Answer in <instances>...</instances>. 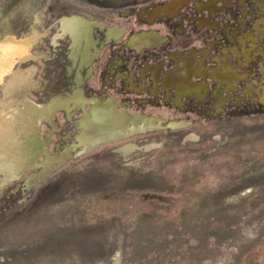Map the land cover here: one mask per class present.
Instances as JSON below:
<instances>
[{
  "label": "rangeland",
  "instance_id": "obj_1",
  "mask_svg": "<svg viewBox=\"0 0 264 264\" xmlns=\"http://www.w3.org/2000/svg\"><path fill=\"white\" fill-rule=\"evenodd\" d=\"M184 1L0 0V122L23 130L0 152V264H264V104L249 102L264 93L238 107L229 92L208 112L149 106L159 127L86 152L84 109L44 110L69 103L61 89L79 72L101 87L118 50L108 30L122 28L112 40L134 55L132 37L165 35L153 15ZM71 19L90 23L93 48L74 44Z\"/></svg>",
  "mask_w": 264,
  "mask_h": 264
},
{
  "label": "flooded vegetation",
  "instance_id": "obj_2",
  "mask_svg": "<svg viewBox=\"0 0 264 264\" xmlns=\"http://www.w3.org/2000/svg\"><path fill=\"white\" fill-rule=\"evenodd\" d=\"M192 1L193 5H189L190 3H187L186 0L184 3H169L160 9V12H163L162 15H153L156 20H153L152 24L158 20L156 24L161 27L159 29L167 31L165 35L158 36L157 32L151 30L153 35L151 37L146 34L132 37L130 42L134 46L151 44L152 47L143 53L136 52L134 55L124 56V44H119V41H114L113 38L105 41L114 49L118 47V50H114L113 57L108 58L109 61L105 68H101L98 74V79L102 82L101 85H104L103 88L93 90L100 96H106L104 98L106 100L100 96H94L93 92H88V97L92 99L89 104L96 103L95 107L97 108L85 117L84 122L94 116L102 119L101 114L108 118L112 112H117L119 115L125 113L132 118L127 122L132 127L126 123L124 128V135H127L137 132L136 128L146 126L152 120L162 121L147 115L146 108L149 106L168 108L172 105L182 112L187 110L208 112L207 102L208 104L215 103L214 107H218L222 105L221 99L224 94L229 100V92H237L242 95L235 98V104L238 107L248 106V103H245V96H251L252 93L256 95L260 92L264 93V67L262 66L264 64V0ZM156 13L158 12L156 11ZM70 21L73 24L70 25L68 33L71 34L74 43L88 40L86 49L94 46L88 35L90 25L82 22L76 23L75 19ZM80 25H85V29H79ZM118 33H122V30L114 27L108 31V38L117 36ZM243 40L249 46L247 51L250 54L249 58L243 56L241 48ZM206 48L214 50L213 53L210 52V55H207ZM196 52L197 56L203 58L201 64L207 71L203 73L201 79L194 80L192 61L195 58L192 59V56H196ZM96 53H98L97 48L95 53L89 54V59L86 61L91 60V57L96 56ZM216 56L220 57L219 62L214 59ZM227 65L236 70V75L223 74L220 82L213 79V75ZM91 73L93 74V72ZM116 73L123 75L115 77ZM148 73L150 75H147ZM128 76L133 77L135 81L146 78L148 81L145 84L148 85V88L136 90L126 85L125 79ZM164 77L165 79L162 80ZM118 78L119 82H117ZM195 81H200V83L207 81L208 92L215 99L206 98V94L201 95L199 92H195L191 88V83ZM79 97L75 100L84 102V98L80 97L79 99ZM88 100L85 99L83 105ZM251 101L264 104V94L260 97H252L249 99V102ZM229 106L231 105L227 107ZM80 108L82 109V107ZM125 110L141 117V119L134 120ZM136 122H142L143 125L139 126ZM112 138L102 140H111Z\"/></svg>",
  "mask_w": 264,
  "mask_h": 264
},
{
  "label": "bare ground",
  "instance_id": "obj_3",
  "mask_svg": "<svg viewBox=\"0 0 264 264\" xmlns=\"http://www.w3.org/2000/svg\"><path fill=\"white\" fill-rule=\"evenodd\" d=\"M89 24H87V25H89ZM6 57H7L6 54L2 53V51L0 50V61H2L1 64L6 62V60H7ZM76 97H78L77 93H76V95L71 97V101H73L74 105H83L84 102H85V99H84V102H83V100L78 101V100H75ZM79 99H80V97H79ZM62 104H64L66 106V108H67L68 101L66 100L64 102V101L59 100V99L54 100V101L52 100L50 105L44 110H47L48 112L49 111L53 112L54 110H56V109L60 108L61 106H63ZM101 117H102V119L100 117H98V116L97 117L94 116L93 118L87 120L83 124V128H84V132L83 133L84 134H83V137H81V139H82L81 142L87 148H89L91 146H94L95 144H98L99 142L102 143L104 141H109L110 140V139L109 140H102V139H107L109 137L110 138L113 137L111 139V140H113L116 137L118 138L119 136H122V135L124 136V128L126 127V123L128 122V120H132V118L129 117L127 114L123 113V114L119 115V113H117V112L110 113V116H108L109 120H108V118L106 116L103 117L102 114H101ZM15 119L17 120L18 118H15ZM16 124H17L16 121H14V122H12L10 124H8V121L0 122V152H3V150L6 149L7 146H9L8 144L13 139L12 136L15 133V131L21 129L20 127L16 126ZM152 127L154 128V127H158V126L155 125L153 123V121H152L151 123H147L146 126L143 125L142 127L136 128V129H137V132H141V131H144L145 129H150ZM20 131L22 132L23 130H20ZM17 133H18V131H17ZM15 138L18 139L19 137L17 138V136H16ZM17 142H19V141H17ZM20 143L21 142H19L18 144H20ZM15 157H16V155H15ZM19 158H21V156ZM48 170H49V168L47 170H45V172L48 171ZM45 172H42L39 176L37 175L36 178L43 176L45 174Z\"/></svg>",
  "mask_w": 264,
  "mask_h": 264
},
{
  "label": "crops",
  "instance_id": "obj_4",
  "mask_svg": "<svg viewBox=\"0 0 264 264\" xmlns=\"http://www.w3.org/2000/svg\"><path fill=\"white\" fill-rule=\"evenodd\" d=\"M117 29H119L118 27H116ZM121 30H122V28H120ZM109 31V30H108ZM120 35L121 36H123L124 35V31L122 30V33H118V35L117 36H111L110 37V39L111 38H116V37H120ZM153 36V35H152ZM110 39H108L107 41H109ZM75 44V43H74ZM77 44H79V42L78 43H76L75 45H77ZM107 44V43H106ZM242 49H243V56H245V57H248L249 58V56H250V54L247 52L248 50H249V46H247L246 44H245V41L243 40L242 41ZM146 45H149L148 43H146V44H143V45H141V46H139V47H137V46H134L131 42H130V47L131 48H135V50H137V52H140V49H142V48H144ZM247 47V48H246ZM77 48H79V47H76V49ZM90 48H93V46H90ZM89 48V49H90ZM207 50H206V52H207V55H210V52H212L213 53V51L214 50H212L211 48H206ZM235 50L237 49V48H234ZM253 49V48H252ZM84 53H86V52H84ZM95 53V52H94ZM76 55H77V51H76ZM195 55L196 56H192V59H193V57L195 58V60H193L192 62H193V73H192V76H193V79L195 80V79H201L202 78V75H203V73H205L206 71H207V69L206 68H204V66L201 64V60L203 61V58L201 57V56H197V52L195 53ZM96 56H93V57H91V62L94 60V58H95ZM214 59H217V61L219 62L220 61V57L219 56H216V58H214ZM107 61H109V60H107ZM246 61V60H245ZM87 62V61H86ZM91 62H88L87 64H86V66L88 65L89 66V64L91 63ZM85 63H83V62H81L80 64H79V70L82 68V66L81 65H84ZM114 66V65H113ZM262 66L264 67V64H262ZM90 68H92L91 66H90ZM72 71L75 69V64L72 66ZM110 70H111V67H110ZM163 70V69H162ZM226 73H229V74H234V75H236V70L235 69H233L230 65H227L224 69H219L218 70V73H215V75H213L214 76V78L213 79H215L216 81H221V78H222V76H223V74H226ZM91 72H88V74H85V75H83L82 73H78V75L77 76H74V78H73V80L71 81V80H69V79H67L66 80V82H67V84H66V87H64V89L62 88L61 90L62 91H68L69 90V92H74L73 94H72V97L74 96V94L75 93H78V96H80L81 98L83 97V94H84V92H93V90H98L99 88H94V87H92V86H89V88L86 90V82L89 80V78L91 77ZM118 75H123L122 73L120 74V73H116V75H115V77H118ZM147 75H150V73H148ZM167 75V74H166ZM136 79V78H135ZM165 79V77L162 79V80H164ZM119 80V78L117 79V82H119L118 81ZM128 80H130L129 82H128ZM121 81V80H120ZM147 79L146 78H144V79H142V80H138V81H135L134 79H133V77H129L128 76V78H126L125 79V83H126V85H128V86H130V87H132V88H135L136 90H142V89H147L148 88V85L147 84H145V83H147ZM71 83H72V85H71ZM207 83V81H204V83H200V81H195L194 83H191V88L195 91V92H200V94H201V92H203V91H206V93L208 92V89H209V86H208V84H206ZM103 86L104 85H101V87L100 88H103ZM151 88V87H150ZM171 88H173V87H171ZM168 89H170V88H168ZM204 93V92H203ZM206 93H204V94H206ZM70 96H71V94H70ZM69 98H71V97H69ZM84 99H89L88 100V102L85 104V105H74V103H73V101H71V100H69V103H68V106H67V110L68 111H71L72 112V110H74V109H76V107H82L84 110H86L85 109V107L87 106V105H89V103H90V101L92 100V99H90V98H85L84 97ZM85 106V107H84ZM127 113L128 114H131L129 111H127Z\"/></svg>",
  "mask_w": 264,
  "mask_h": 264
},
{
  "label": "water",
  "instance_id": "obj_5",
  "mask_svg": "<svg viewBox=\"0 0 264 264\" xmlns=\"http://www.w3.org/2000/svg\"><path fill=\"white\" fill-rule=\"evenodd\" d=\"M114 107V106H113ZM96 108L97 107H93V108H91V111H88V110H84V116H83V118L81 119V125H80V129H81V131H82V133L78 136V141H80L81 142V137H83V132H84V128H83V124H84V119H85V117L89 114V113H91V112H94V110H96ZM123 111V110H122ZM126 111V110H125ZM127 112V111H126ZM133 118H134V120H139V119H141V117H137L136 115H133V114H130ZM153 121V120H152ZM135 122V121H134ZM153 122H155V121H153ZM127 125H128V123H127ZM171 126H178L177 124H175V123H171L168 127H171ZM159 127V126H158ZM82 143V142H81ZM100 144H102V143H98V144H95L94 146H91V147H89V148H87L85 145H83L84 146V150H83V152H86V151H90V150H93V149H95L96 147H98Z\"/></svg>",
  "mask_w": 264,
  "mask_h": 264
},
{
  "label": "trees",
  "instance_id": "obj_6",
  "mask_svg": "<svg viewBox=\"0 0 264 264\" xmlns=\"http://www.w3.org/2000/svg\"><path fill=\"white\" fill-rule=\"evenodd\" d=\"M59 81H62V78H60ZM62 85H63V84H62ZM57 89H60V88H57Z\"/></svg>",
  "mask_w": 264,
  "mask_h": 264
}]
</instances>
